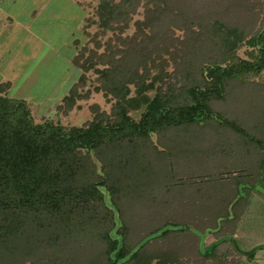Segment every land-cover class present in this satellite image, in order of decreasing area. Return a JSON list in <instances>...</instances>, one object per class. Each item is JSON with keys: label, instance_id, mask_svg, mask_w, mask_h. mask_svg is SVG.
Returning <instances> with one entry per match:
<instances>
[{"label": "trees", "instance_id": "1", "mask_svg": "<svg viewBox=\"0 0 264 264\" xmlns=\"http://www.w3.org/2000/svg\"><path fill=\"white\" fill-rule=\"evenodd\" d=\"M210 2L203 0L201 5ZM141 4L146 11L135 22V33L122 37ZM155 4L104 0L98 6L101 32L117 34L104 43L102 52L82 48L73 58L82 71L78 81L92 70L97 83L94 90L114 100L109 112L94 104L92 118L80 126L34 123L23 99L0 95V264H46L39 260L38 250L54 245L53 237L69 245L77 229L91 231L94 221L89 220L93 218H100L101 252L109 264H226L237 253L233 235L246 206L241 204L245 198L238 189L241 174H231L230 163L234 159L233 163L241 162V158L228 160L226 143L220 148V139H213L209 146L204 142L198 173L199 180L208 185L189 190L179 180L186 176L169 181L167 175L174 174L162 167L164 147L171 143L159 139L155 143L152 136L180 135L181 125H212L216 132L210 140L222 137L219 133L236 134L264 154L263 140L210 105L225 98L227 83L237 81V76L264 69V22L248 41L256 47V54L246 60L234 56L242 37L236 29L224 26L223 20L213 19V14L200 16L188 0ZM229 4L228 15L239 20L252 18L251 7L261 2L229 0ZM175 30L186 31L187 37L178 38ZM95 45L101 47L98 42ZM215 45L220 61L201 65L199 70L193 63L198 80L182 83L185 99L180 102V93H175L180 90V76L173 81L172 73L184 70L190 58L201 60L213 53ZM170 61L173 69L168 71ZM81 97L77 87L71 86L57 108L68 111ZM141 106L139 118L131 117L129 112ZM256 120L264 124L259 115ZM213 152L215 184L210 181L212 170L203 167ZM176 158L178 167L180 157ZM159 188L163 195L149 192ZM129 191L134 196L126 195ZM196 193L214 199L197 200ZM208 234L215 241L204 246Z\"/></svg>", "mask_w": 264, "mask_h": 264}, {"label": "rangeland", "instance_id": "2", "mask_svg": "<svg viewBox=\"0 0 264 264\" xmlns=\"http://www.w3.org/2000/svg\"><path fill=\"white\" fill-rule=\"evenodd\" d=\"M25 1L26 0H16L18 5L16 7V12L19 16L28 17L26 14L28 10L26 9L32 8L29 7V4L23 8ZM103 1L104 0H35L34 16H36V18L32 22L31 30L34 38L32 40V37L31 39L28 35L26 37L32 40V43L26 45L24 48V61L13 62L12 60L9 62L7 70L1 71L4 76L2 77V85L4 84V86L0 89V95L8 98L23 99L34 123L50 121L64 127L80 126L92 118V105L97 104L99 110L106 112L110 111V107L114 100L110 98L109 95L104 94L103 91L100 90L96 92L94 90V87L97 86L94 72L92 70L85 72V79L82 82L78 81V77L82 71L73 63V58L80 49H92L100 53L104 49V43L109 39H113L114 33L117 34V31L112 32L111 30H107L104 33L101 32L102 26L100 24L98 6ZM169 1L171 0H147V3H149L151 7L152 5H156L155 3L164 5V3H169ZM188 1L194 4L200 16L202 13L213 14V19L217 18L219 21L223 20L224 26L236 29L238 35L242 37V42L237 45L233 53L234 56L241 59L252 60L253 55L256 54V47L251 46L248 41L264 22V0H258L261 2L260 6L251 7L249 14L252 18L239 20L236 15H228L229 9L227 8H229L230 5L229 0H211L210 4L206 5V7L201 5L203 0ZM249 1L252 4L257 0ZM30 4L33 6L32 3ZM23 9L24 11L22 12L21 10ZM145 11L146 9L143 4L135 8L134 14L129 19L127 28L122 33V37L131 36L135 33V22L143 18ZM45 17H50V19L48 18V22H46L47 19ZM194 27L197 31L198 27ZM174 35L180 39L187 37L186 31L183 32L181 30H175ZM93 39H95V42L101 44L100 48L96 49ZM26 42H29V40ZM196 45L199 47L200 44L197 42ZM47 46L55 49V52H53L52 49L49 50ZM214 47L213 53H209L205 58L202 57L201 60L197 57L193 59L190 58L184 65V70L175 74L172 73L173 81H179L174 79L180 76V90H176L175 92L176 94L180 93V102L185 99V84L182 83L185 82L186 79L190 80L192 83L198 80L197 70H199L201 65L220 61L221 55L219 56V50L216 45ZM199 52L198 54H200ZM181 53L182 51H180V54ZM86 55L87 52L84 53V56ZM11 57L12 54H10L9 58ZM21 58L22 57H20V59ZM196 60H200V62ZM193 63L198 65L197 70ZM3 66H7V63H3ZM172 69L173 62L170 61L167 70L171 71ZM71 86H76L82 97L77 99L74 106L68 111H66L64 107L57 108L62 102V97L69 91ZM226 91L227 94L225 93V98L223 100L210 104L213 111L220 113L228 119L235 120L247 131L254 133V135H257V138L264 141V124L256 120L257 115L264 118V69L258 73L246 72L237 76V81H230L229 85L227 83ZM148 95L150 97L153 96V92L148 93ZM178 96L179 95H177V99ZM142 109L143 107L141 106L138 109L131 110L129 113L131 117L138 119ZM213 127L212 125L200 126L199 124L181 125L180 135L177 134L174 136L168 134L167 137L162 135L161 138H158L156 135L152 136V140L155 143L158 139L161 143H171L165 147L163 146L166 152V158L164 156V159H162V167L174 174V176H171V173L167 175L169 176V181L173 182L171 177L186 176L179 180L189 188L207 187L208 184H204L199 180V175L201 174L198 173V171H201L198 163L200 158L202 159L200 151L203 147V143L207 142L209 146L210 143L212 144L213 139H220L219 147L221 148L228 140L232 141L233 139L231 136L227 137L219 133L218 135L222 137L211 138L210 140L211 135L216 132V129ZM216 128L221 127L216 126ZM232 135L237 137L236 134ZM172 141L177 142L180 149L176 146L174 147ZM163 147L158 148L162 150L161 148ZM211 154L209 159L207 161L205 160L207 165L205 164L203 167L208 168L209 171L212 170L211 174L213 175L210 177V181L211 184H215L216 179H214L213 176L216 169L211 168V164L216 160V155L214 152ZM228 154L229 156L227 155V157L228 160H230L231 154ZM177 156L180 157V170L187 173L181 172L180 175L177 173ZM234 160L231 162L233 163ZM208 163L210 165H208ZM242 164L241 162L233 163V165L237 167V170H239ZM174 181L176 180L174 179ZM238 185L241 194L245 192L242 189V185L240 183ZM131 188L132 187L129 186V189ZM160 188L163 189V186ZM257 188H259L258 191L264 195L263 188ZM162 189H160L161 191L156 190L154 192L150 190L149 192L155 195H163ZM129 192H127L126 195L134 196L135 193ZM117 198L118 197H116V199ZM107 201L111 203L109 194L107 195ZM258 201L259 200L255 197L251 198L250 206L242 216L237 228V234L235 238H233V242L235 243L233 245L234 250L237 253L232 254V257H229L230 261H227L226 264H264V198L259 201V204ZM86 215L88 216L89 212ZM87 216L85 220L89 219ZM91 221H94L91 231L83 228L77 229L73 237L75 241L71 242V245H63L60 237H53L54 245H51L49 249L45 248L44 251L38 250L37 255L39 256V260L42 262L45 261L46 264H109L105 253L101 252L103 251L104 245L99 240V227L97 226L100 222V218L89 220V222ZM188 227L191 231L195 230L190 225H188ZM93 237H96L94 241L91 240ZM152 264H154V261ZM176 264H180V261L176 262ZM208 264L212 263L209 262Z\"/></svg>", "mask_w": 264, "mask_h": 264}, {"label": "crops", "instance_id": "3", "mask_svg": "<svg viewBox=\"0 0 264 264\" xmlns=\"http://www.w3.org/2000/svg\"><path fill=\"white\" fill-rule=\"evenodd\" d=\"M30 3H32L33 6ZM27 4H29V7H31L32 9H26L28 10L26 11L28 17H25V16H19L17 14L16 7L18 5L16 3V0H0V84H2L3 82L2 77H4L1 71L7 70L9 66V62L12 60L13 62L24 61L23 60L25 58L24 48L26 45H30L32 43L31 41L34 38V35L31 30H32V22L36 18V16H34L35 0L34 1L26 0L24 2L23 8ZM21 11L23 12L24 9ZM48 18L50 19V17H47L46 22L49 21ZM27 35L30 39L32 37V40L26 38ZM27 40H29V42H26ZM47 48L49 50L52 49L49 46H47ZM52 51L55 52V49H52ZM10 54H12L11 58H9ZM17 54L19 58L17 57ZM20 57L22 58L20 59ZM3 63L4 64L7 63V66H3ZM231 137L233 138L232 141L226 139L228 140V142L225 144L227 153L231 154V158L239 156L241 158V163H243L242 166H240L239 170H237V167H235L233 164L231 165L232 162L230 163L231 174L233 175L241 174V177L239 178L240 182L238 183L242 185V189L245 191L242 193V196L243 198H245V200L241 204H244L246 207L240 216L238 222L239 225L242 216L246 213L247 209L250 206L251 198L255 197L259 201L264 198V195L260 191H258L259 188H257V187L260 188L262 187L264 191V154L261 153L259 150L255 149L256 147L251 142L248 141L246 143L241 139L237 138L236 136H231ZM238 144L241 146H239ZM236 148L239 149L236 150ZM178 168H177V173L179 175L181 174V172H185L180 170V166H178ZM201 197H202L201 194L196 193L197 200H205L207 202H211V200L214 199L213 196H208L206 198H201ZM235 198H236L235 196H232L231 199L233 200V202ZM237 228L233 235V238H235L237 234ZM214 241L215 239L211 234L204 236L203 239L204 246H210L214 243Z\"/></svg>", "mask_w": 264, "mask_h": 264}]
</instances>
